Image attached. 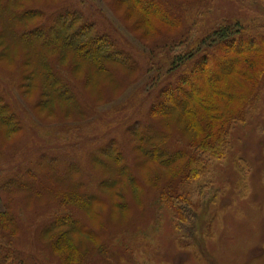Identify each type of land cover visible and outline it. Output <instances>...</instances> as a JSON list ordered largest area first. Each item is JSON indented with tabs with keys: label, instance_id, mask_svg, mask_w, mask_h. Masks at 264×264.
Masks as SVG:
<instances>
[{
	"label": "rangeland",
	"instance_id": "rangeland-1",
	"mask_svg": "<svg viewBox=\"0 0 264 264\" xmlns=\"http://www.w3.org/2000/svg\"><path fill=\"white\" fill-rule=\"evenodd\" d=\"M73 1L85 16L118 38L140 63L141 73L122 90L109 84L93 85L85 96L92 104L91 111L84 118L66 122L44 116V109L36 105L37 90L24 88L21 90L28 98L21 95L9 82L15 67L7 59L0 60V88L24 122L23 132L18 133L22 134L21 141L12 145L5 137L8 129L0 126V210L7 206L18 209L34 243L31 250L35 260L38 264H62L50 246L41 247L46 242L40 236L36 244L34 231L49 214L66 209L78 213L79 209L47 195L29 199L22 192L13 196L5 181L23 172L40 155L50 153L73 158L79 163L77 168L85 163L91 168V152L113 138L124 143L126 148L120 147L123 153L134 147L140 156V143L128 127L145 118L161 86L189 73L205 58L213 61L209 55L216 54L229 57L235 64L232 71L218 75V84L237 91V102L248 95L241 120L234 116L240 112L237 102L225 95H212L216 102L225 103L233 116L225 145L201 153L206 164L199 178L188 177L183 171L178 174L187 158L167 167L161 185L146 171L152 164L134 167L144 190L134 193L128 189L118 207L109 197L112 190L98 187L85 218L88 232L93 234L76 233V237L89 249L85 264H264V0H185L179 25L168 26L157 14L151 18L159 33L136 23L138 9L130 16L126 5H117L115 0ZM220 28L243 36L247 45L225 47L215 33ZM252 41L259 44L249 47ZM242 65L252 67L254 76L262 74L261 80L252 84L239 73L245 69ZM114 67L119 70L122 66L114 63ZM67 70L63 68V76L72 77ZM85 73L83 70L77 76L84 80ZM194 77L204 81L207 92L208 75L198 71ZM98 92L106 93V99L100 100ZM55 113L65 111L56 109ZM181 113L174 110L176 120ZM176 124L166 122V134L172 135ZM101 158L107 161L105 156ZM94 170L105 172L100 164ZM38 210L40 214L35 215Z\"/></svg>",
	"mask_w": 264,
	"mask_h": 264
},
{
	"label": "trees",
	"instance_id": "trees-1",
	"mask_svg": "<svg viewBox=\"0 0 264 264\" xmlns=\"http://www.w3.org/2000/svg\"><path fill=\"white\" fill-rule=\"evenodd\" d=\"M115 1L117 5L125 4L130 16L138 9L140 14L136 23L159 33L151 18L157 14L161 15L160 21L168 26L179 25V11L185 0ZM91 19L75 6L73 0H0V60L7 59L15 67L13 76L9 75V82L21 95L28 98V94L21 90L24 88H32L40 93L36 105L44 109L47 118L55 116L66 122L84 118L91 111L90 107L93 108L85 98L89 88L109 84L116 90H122L129 80L136 79L141 73L140 63L134 55L112 32ZM215 33L225 47L247 45L243 36L239 38L228 28H220ZM137 37L144 40L139 35ZM256 44L259 43L248 42L249 47ZM259 50L255 48V51ZM209 56L214 60L205 58L195 64L194 69L187 73L189 75L184 74L161 86L145 118L128 127L140 143V156L134 153V147L123 153L122 149L126 148L124 143L113 138L91 152L89 160L94 163L91 168L85 166L86 163L77 168L79 163L73 158L50 153L40 155L23 168V172L5 181L9 192L13 191V196L22 192H26L29 199L33 195H47L52 200H60L79 209L78 213L66 209L63 213L49 214L50 217L34 231L36 244L40 236L46 246L39 245L44 249L50 246L53 252L59 254L62 264H85L90 252L88 247L85 249V246H81L76 233H90L85 223L87 206L94 197L93 191L98 187L112 190L109 197L113 205L118 207L122 205V199L125 200L124 194L128 189L134 193H138L139 189L144 190L134 172L136 166L152 164L146 171L151 179L155 177L157 184L161 185L167 167L187 158L188 161L178 174L183 171L188 177L199 178L206 164V160L201 159V153L225 145L233 119L230 108L225 103L216 102L212 95H225L233 103L237 102L238 97L234 95L237 91H233L232 87L228 86L225 90L217 82L218 75L234 69V61L227 56ZM114 63L120 64L121 69L114 67ZM244 67L239 73L252 84L261 80L262 74L254 76L252 67ZM63 68H67L72 77L65 78L61 72ZM83 70H86L84 80L78 77ZM197 70L208 75L205 83L208 85L207 92L203 90L204 81L194 77L198 74ZM249 72L252 74L249 75ZM98 75L103 76L98 79ZM98 93L101 95L100 100L106 99V93ZM196 95L198 98H195ZM247 96L237 102L240 112L234 116L238 120L242 119V108ZM56 109L64 110L65 114H56ZM175 109L182 111L178 120L174 117ZM163 116L172 118L166 120L161 118ZM168 121L177 123L172 135L166 134L164 130V127H168ZM0 126L8 129L5 137L10 139V145L21 141L18 139L22 134L19 136L18 133L23 132L24 122L1 88ZM104 156L107 161L102 160ZM98 164L105 172L94 170ZM14 199L12 197L10 201ZM40 212L38 210L35 215ZM32 244L18 209L7 206L0 210V264H38L31 250Z\"/></svg>",
	"mask_w": 264,
	"mask_h": 264
}]
</instances>
